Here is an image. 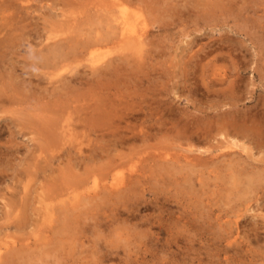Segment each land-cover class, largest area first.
I'll return each instance as SVG.
<instances>
[{
  "label": "rangeland",
  "instance_id": "374dc122",
  "mask_svg": "<svg viewBox=\"0 0 264 264\" xmlns=\"http://www.w3.org/2000/svg\"><path fill=\"white\" fill-rule=\"evenodd\" d=\"M126 1L128 3H126ZM6 2V5H4L2 4L3 0H0V10L2 11H0V14L3 13L5 16L12 17L11 23L15 24L17 30L12 33L14 39L7 42L8 44L10 43L11 46L9 45L8 48L4 47L1 51L3 53L1 58L5 57V60L2 58L5 62L1 61L2 63L0 62V65L1 67L4 66L3 69H1L5 71L3 73L7 78L11 74L10 72L15 74L13 82L15 81L18 87L19 85L23 87V83L19 80L23 77L22 75H27V79L32 76L31 80H33L35 84L37 81H41V85L52 87L53 84L48 82V79L44 77L47 81L46 83L41 77L42 75L35 76L34 73L30 75L26 74L25 69L28 71L33 69V67L28 65L23 67L25 61L22 63L23 65H20L18 62L19 59L22 62L25 59L28 61L30 54L33 52H31V50L35 51V49L37 50L42 46L40 42L43 39V35L39 36V38H35L33 37V33L30 35L28 31L32 28H38L40 31L43 27L49 29L53 26L52 22H54L55 19L66 18L64 15L60 16L62 11H66V14L71 13L70 16L76 17V28H71L72 31L69 33L77 35L76 32L79 30L78 38L81 40L87 39L90 36L93 37L92 35H94V33L96 36L103 35V32H105V29L103 30L104 26L109 30H113L105 20L107 12L105 8L110 5L118 7L117 4L127 5L131 11L139 12L140 17L141 15L143 16L142 18L145 20V23H147L148 29L152 32L148 34V39H150H146V44L143 47L139 46V49L128 47V45H122V42L119 41L117 43L101 45L98 50L100 54L96 61L97 70L99 71L101 67L107 66L111 71L107 69L106 72L103 68V71L101 70L100 72L104 77L103 79H106L103 80V82L108 85V87H106L104 84L105 89H101L98 95L101 97H99V99L104 105L99 101V114H96L97 116L94 117L97 123L89 127H79L77 131L82 134L78 136L77 139L72 140L69 136L67 140L66 137L62 138L64 144L58 137L55 138V144V139L49 138L50 140H48V137L42 135L39 128H41V117L45 112L42 107H37V104L34 102L31 101L28 103L23 100V98L31 97V91L26 86L23 88L24 90L27 89L28 92L27 90L26 92L23 91L24 93L19 96L22 98V101L12 104L8 102L4 103L5 111H0V115L9 118L7 120L8 122H4V124H7L6 129H4L5 131L3 130L2 133H0V146L2 147L0 151L3 150V155L6 153V156L0 159V252L5 253L6 249H10L11 246L13 247L15 244L18 248L23 247L22 249L25 250H23L25 253L23 254L22 252L21 255L19 254V259L15 258L19 263L21 262V264H264V176L262 174L264 173V149H262L263 151L259 150L254 143L241 137H239L241 141L243 139L249 146L251 145L250 147H253L249 152H251L252 155L254 153V156H252L251 153L248 155L247 150L244 151L241 150V148L229 146L227 147L228 149L224 148V152L230 153L231 151V153L228 154L227 157H223L220 154L223 150L220 151L221 149L218 148L219 146H216V144L222 145V143L218 142L219 140H227L222 139L219 133L222 129L228 130L230 128L229 121L231 120L238 121L239 125H244V128L249 126V133L251 135H257L255 130L258 132L262 131V133H258V136L260 142L262 144L264 143V0H16V2L15 0H7ZM213 2L216 4L214 5ZM13 3L19 5H12L10 7V4ZM236 4H244V8H242L241 5V8L238 9L240 6ZM217 5L219 7L221 5V7L219 8ZM7 6L9 7L7 8ZM246 6H248V8ZM101 11H103L104 15H102ZM83 12H85V14ZM93 12L94 14L96 12L98 13L97 17ZM253 12L255 13L253 14ZM9 13L11 15H8ZM92 14L95 17H93ZM211 15L213 17H211ZM98 16L100 18H98ZM256 17H259V19ZM94 20H96L98 24L101 22V24L104 23L106 25H102L101 28H103L97 30V28L99 29L100 27L97 26L98 24H96ZM79 24L81 27L78 28L77 26H80ZM90 24L93 25L90 28L95 29V31L93 33L91 32L92 35L90 36L88 35L89 33L84 35L91 30L84 29L86 27L89 28L88 26H90ZM241 27L243 29H241ZM68 29L70 30V28ZM68 29L64 31V29L62 30L60 27L53 26L51 30L55 33L63 32L66 33L65 35H69ZM76 29L78 30L76 31ZM109 30L107 31L111 32ZM23 31L25 32L24 34H22ZM42 31L45 32V29ZM73 31H75V33H73ZM81 31H84V33ZM107 31L105 35H107ZM15 33H17L16 39ZM1 35L7 37L8 33H2ZM40 37H42V39ZM223 38L224 40L222 41L221 39ZM219 42L222 44L221 47H217L212 52L209 51L210 55L206 54L207 51L210 50L208 49V44L213 46L212 43H214L216 46ZM260 44H263V46ZM124 46L126 48H124ZM132 49H135V53H131L133 51ZM136 50H138V52ZM73 51L75 52V50ZM78 51L79 49H76V52ZM125 53H127L128 56H124ZM15 54L18 56H15ZM120 55H122V58ZM195 55H197V58ZM9 57H12L10 59L14 60H10ZM72 57L70 58V62H66L63 67L53 71V79L55 77V79H57L61 74L59 77L62 80L58 83L56 82V84L67 81L77 71L80 73L77 72L79 75L75 73L78 76H84L85 78V76L89 75L88 78L91 76L90 79H92L90 72H92L95 67L92 69V67H89L90 65L85 66L88 61H82L80 65H77V62L73 59L74 57ZM116 57H118V59ZM127 57H129V59ZM120 58L122 59L121 65L119 64ZM118 60L119 62L116 63ZM104 61H107L108 64L106 62L105 64ZM10 62L12 63L10 64ZM74 64L76 65L74 66ZM76 66H78V68ZM84 66L86 69L83 70ZM9 67H13V70ZM21 67L24 68L25 71H23ZM39 69L42 68L40 67ZM17 70H20V72L23 71V74L20 75V72ZM73 70L74 72H72ZM123 70L126 71L124 72ZM128 70L131 71L132 75ZM59 71L61 73H59ZM66 71H68V73ZM16 72H18V74H16ZM55 72H57V74ZM69 72H72L70 76H68V74H70ZM109 73L111 76L113 73L115 79L111 77ZM17 75L19 77H17L16 80ZM36 77L42 79L35 80L38 79ZM218 77L221 78L219 79ZM113 79L114 83L112 82ZM33 82L32 86L34 84ZM35 86H33L32 89H36L37 87L35 88ZM38 86H40V84H38ZM84 86L85 85H80L81 89L84 90ZM210 90H212V92ZM106 93L107 95H105ZM224 98L225 100H223ZM30 100H32V97ZM20 110L21 113H23L21 114V116L23 115L22 117L18 115L20 114ZM40 111L42 113H40ZM87 111L90 113V109ZM31 112L37 115L34 116ZM249 113L253 114L252 118ZM248 114L250 116H248ZM11 116L12 118H10ZM31 116H33V118ZM37 117H39L40 120ZM13 118L14 120H12ZM15 120L16 122L21 120L23 123H16L14 122ZM259 121L261 124H258L260 123ZM225 123L228 124L225 125ZM33 125H35V127ZM106 126L108 128H106ZM204 126L208 128L205 130ZM258 127L260 130H258ZM19 128H21L20 131ZM250 128H252L251 131H254L253 133L255 134L251 133ZM30 129L32 133H30ZM34 130H36L35 133L36 135L38 134L37 136L34 135ZM107 131H110V133ZM200 131H208V135L211 137H206L204 134L202 138L199 137ZM103 132H107L105 133V138L101 135ZM189 132L195 137L191 140H185L184 135L190 134ZM111 133L114 135L111 136ZM87 134H89V136ZM134 134H136V136ZM180 134H184L182 138ZM39 135L41 137H38ZM109 136L113 137L115 140L112 145L105 140L109 139L107 138ZM118 137H120V139ZM68 140L69 142L71 141V144H73L75 140H79L76 141V143L80 144L77 145L74 142L77 146H71L70 143L68 144ZM57 141L62 145H57ZM52 142L53 144L51 145ZM205 143L206 146L209 143V146H207L209 148H205ZM202 145L204 148L200 149ZM55 146L57 147L55 148ZM89 147H92V149L95 147L94 150H96V148L97 150H102H98V152L100 151V154L97 153L99 157L95 156L97 150L95 152L94 150L91 151ZM67 149H72V151L67 153ZM252 149L258 153L256 154ZM81 150H84V152H81ZM78 153L80 159L83 161V164L81 162L82 165L79 164L80 159L78 156L74 157V154L78 155ZM101 153L103 155H101ZM40 154L42 155L40 156ZM86 154L88 157H92L88 158ZM108 154H110V156H108ZM184 154H189L191 156H194V154L202 156L213 154V161L215 162L210 163L211 167L208 164H201L196 165V167L198 166L197 168L192 165L193 168L190 164L183 161ZM32 155L33 157L36 156L37 159L34 160ZM216 155H220L218 157L219 159L215 158ZM260 155L261 157L259 158ZM43 156H45L47 160H45ZM52 156L60 157L61 159L65 157L66 160L63 161V159L61 160L60 158L51 160L50 158ZM171 156H180L183 160L176 161L174 159L175 162L173 163V160L168 161ZM255 156H257L255 158L256 160L254 159ZM226 158H228V160ZM39 159L46 161V163ZM223 159H225V161ZM231 160L236 167L237 173H234V170L229 167V162ZM70 161L74 162L72 163L73 165ZM111 161H117L118 165L114 164V167L111 166L110 169H107L108 172L112 170L109 175L114 176L115 172H118L121 173L122 179L124 180L130 179L131 175H133L135 179H140L135 183L136 190L133 192L130 201L125 203L119 201L116 202V204L103 203V208L100 209V207H102L100 206L99 212L90 209L94 202L93 204L87 203L89 204L88 206H90L87 209L84 207H87V204L83 206L80 205L81 208L79 210L76 209V211L74 209L71 210V207H67L69 211L60 209L62 205L60 203V198H64V196L62 197L61 195L68 190H72V188H68L69 184H66V182L78 176L75 175V171H77V174H80V178L89 177L86 188L77 187V189H75L77 190L76 193L88 195L90 192L93 193L100 189V187H98L95 190L93 180L96 176V179L98 178L97 180L102 182L104 173L105 175L107 174L106 166L107 164L109 166ZM181 162H184V166L180 164ZM245 162L247 163L246 166ZM39 164L41 167L43 166V169L39 167ZM44 164L46 165L44 166ZM74 164L76 167H74ZM70 165L74 167L73 170ZM214 166L216 168H213ZM189 167L191 169L190 171L188 170ZM115 168L119 169L121 172ZM237 168L240 170L237 171ZM216 169H218V171L221 169L222 177L221 174L219 175L220 171L217 174L218 171ZM206 170L208 173H206ZM199 171L200 173L197 174ZM87 172L89 175H86ZM69 173L73 176V179H71L72 176L70 177ZM129 173L130 175H128ZM143 173L144 175H141ZM169 173L170 175H168ZM232 174H237L238 180H232ZM53 178L57 179V182H55ZM248 178H252V182H255L252 184L254 186L250 187L251 189L246 183L247 180L249 181ZM180 179L184 182L180 181ZM59 180L62 183L65 181L63 184L64 186H62V183L56 184L60 182ZM204 180H206V182ZM258 180H261V183ZM191 182L194 183L193 186ZM187 184L189 185L187 186ZM244 184L246 185L244 186ZM65 185L67 187H65ZM182 185L184 187H182ZM17 187L19 189L22 188L21 191L24 192L23 195L25 196L23 205L21 204L19 206H17L19 203L15 201V197H17L16 194L20 193ZM65 188H68V190ZM73 188H75V186ZM75 190H73L74 193ZM241 191L243 194L245 193L244 195L247 194L248 196L246 198L244 195L242 196L240 193ZM46 192L47 194L49 192L51 193L48 194L50 198L46 197ZM12 193L15 194V196H13ZM42 195L46 196L42 197ZM71 195L72 193L70 196ZM177 195H179V197ZM10 198L14 200L12 199V201H10ZM44 198L48 199V202L47 200L45 201ZM53 198H58L56 201H58L57 204L59 206ZM78 198L79 197H77V199ZM64 199L70 206L71 203L75 201V199L72 200L68 198L67 195ZM13 207H15V209ZM82 208L84 210H89L86 212L82 210ZM70 210L74 211L70 212ZM202 210L203 212H201ZM236 210L240 211L237 213ZM8 211L10 213H7ZM43 212L45 213L43 214ZM67 212L70 215H77V212H80V214H78V222L71 223V225L69 224V227L63 226L61 220V222H59L60 224L56 223L58 219L54 222L57 217L61 219L64 218ZM58 213L63 214V216ZM238 214L239 216L236 217ZM53 215H57L54 216V218L56 217L55 220L52 217ZM80 217L83 218L81 219ZM236 220L238 223L235 222ZM44 222H47V224ZM67 229L70 233L66 231ZM54 230L56 232H54ZM48 238H50V240ZM1 243L4 246H2ZM36 249L40 252L36 251ZM33 253L39 256L33 255ZM24 258H26V260ZM16 260L14 263L19 264Z\"/></svg>",
  "mask_w": 264,
  "mask_h": 264
},
{
  "label": "bare ground",
  "instance_id": "6f19581e",
  "mask_svg": "<svg viewBox=\"0 0 264 264\" xmlns=\"http://www.w3.org/2000/svg\"><path fill=\"white\" fill-rule=\"evenodd\" d=\"M7 0H3V3L2 4H4V5H6V2ZM75 1V0H74ZM184 1V0H183ZM15 2H16V0H15ZM123 2V1H122ZM221 2V1H220ZM227 2V1H226ZM70 3V2H69ZM76 3V2H75ZM114 3V2H113ZM120 3V2H119ZM126 3H128L127 1H126ZM178 3V2H177ZM184 3V2H183ZM200 3V2H199ZM201 3H203V2H201ZM229 3V2H228ZM243 3V2H242ZM107 4V3H106ZM213 4H214V2H213ZM216 4V3H215ZM214 4V5H215ZM230 4V3H229ZM0 5H1V3H0ZM9 5V4H8ZM12 5H16L15 3H13V4H10V7L12 6ZM19 5V4H18ZM18 5H16V6H18ZM71 5V4H70ZM118 5V7H114V6H107L106 8H105V10L107 11L106 12V15H105V20L107 21V24H109L112 28H113V30H109L108 28H105V26L104 25H106V24H104L103 22V24H101V22H100V24H98L97 23V21L96 20H94L95 22H96V24H98L97 26H99L100 28L98 29L97 28V30H101L102 28H101V26L103 25L104 26V28H103V30L106 32L107 30H109V31H111V32H108L107 31V35H105L106 33L105 32H103L104 34L103 35H100V36H96L95 35V33H94V35H92V33L95 31V29H93V28H90L91 26H93V25H91L90 24V26H88L89 28H87L86 27V25H85V27L86 28H84V29H93L92 31L90 30H88L89 32H86L84 35H86V34H88L89 36L90 35H92L93 37H89V38H87V39H83V40H81V39H79L78 38V36H79V30L78 29H76V34L77 35H73V34H70L69 32L70 31H72L71 30V28H73V29H75L76 28V26L75 25H77V24H75L76 23V17H73V16H70V14L68 13V14H66L64 11H62V13H61V15L60 16H65L66 18H57V19H55L54 20V22H52V21H50V22H52L53 23V26H56V27H60V28H62V30L64 29V31L66 30V29H68V28H70V30L68 29V33H69V35H65L66 33H55V32H53L51 29L53 28V26H51L49 29L51 30H49L48 28L46 29V27H43V29L42 30H44L45 29V32H43L42 30L40 31L38 28H36V29H34V28H32V29H30L29 31H28V33L31 35L32 33H33V37H37V38H39V36H41V35H43V39H42V37H40L42 40H41V44H42V46L41 47H39L37 50L35 49V51L34 50H31V54H30V56H29V58H28V61L25 59V60H23V62L22 61H20V59H19V62L18 63H20V65H23L22 63H24V61H25V65L23 66V67H25V66H31V67H33V69H34V71H33V69H31V70H28V71H30V72H28L27 71V69H25L26 70V74H28V75H30L31 73H34V75L36 76H38V75H42L41 77L46 81V79H48V82H50V83H52L53 85H52V87H50V86H48V85H41L42 83H41V81H37V83L35 84L34 82H33V80H31L32 79V76L29 78V79H27L28 78V76L27 75H22L23 77L21 78V79H19L23 84H22V86L23 87H28V89L31 91V93H30V95H31V97H32V100H30L31 99V97H26L25 99L23 98V100L24 101H27L28 103L29 102H34L35 104H37V107L39 106L40 108L42 107L44 110V114H43V116L41 117V122H40V126H41V128H39L40 129V131L42 132V135H45L46 137H48V140H50V139H55V138H58L59 137V140L61 139L62 140V138H65L66 137V140H67V137L69 136V137H71V139L73 140V139H77L78 138V136H80L82 133L81 132H78L77 131V129L79 128V127H89V126H91V125H93V124H96L97 122H95V118L94 117H96L98 114H99V110H100V105H99V101H101L100 99H99V97L100 96H98L99 95V92L101 91V89H105V87H104V82H103V80H106V79H103L104 77L102 76V74L100 73L101 72V70L104 68L105 70H106V72H107V69L110 71V69L109 68H107V66L106 67H104L103 66V68L101 67L100 68V70L98 71L97 69V63H96V61L98 60L97 58H98V55L100 54L99 52H98V50L100 49V47H101V45L102 44H107V43H117L118 41L119 42H122V45H128V47H132V48H138L139 49V46L140 47H143L145 44H146V39H148V34H151V30H149L148 29V26H147V23H145V20L142 18L143 16L141 15V17H140V15H139V12L137 13V12H134V11H131L128 7H127V5H122V4H117ZM116 5V6H117ZM129 5V4H128ZM166 5V4H165ZM164 5V6H165ZM169 5V4H168ZM173 5V4H172ZM177 5V4H176ZM202 5V4H201ZM234 5V4H233ZM236 5H238V6H240V7H238V9L239 8H241V5H242V8H244V4H236ZM163 6V5H162ZM170 6V5H169ZM250 6V5H249ZM9 6H7V8H8ZM86 7V6H85ZM94 7V6H93ZM165 7H167V6H165ZM217 7H219L218 5H217ZM216 7V8H217ZM220 7H221V5H220ZM219 7V8H220ZM228 7V6H227ZM235 7V6H234ZM247 8H248V6H246ZM13 8V7H12ZM18 8V7H17ZM71 8V7H70ZM87 8V7H86ZM91 8V7H90ZM118 8V9H117ZM174 8H176V7H174ZM236 8V7H235ZM2 9V8H1ZM5 9V8H4ZM67 9V8H66ZM99 9V8H98ZM104 9V8H103ZM158 9V8H157ZM166 9V8H165ZM237 9V10H238ZM63 10V9H62ZM67 10H69V9H67ZM82 10V9H81ZM154 10V9H153ZM205 10V9H204ZM231 10V9H230ZM248 10V9H247ZM251 10V9H250ZM1 11V10H0ZM73 11V10H72ZM91 11H92V9H91ZM98 11V10H97ZM99 11H100V9H99ZM180 11H181V9H180ZM245 11V10H244ZM249 11V10H248ZM2 12V11H1ZM6 12V11H5ZM102 12V15H104V13H103V11H101ZM101 12H99V13H101ZM162 12V11H161ZM175 12H178V11H175ZM183 12V11H182ZM77 13H80V12H77ZM76 13V14H77ZM84 14H85V12H83ZM89 13V12H88ZM159 13H160V11H159ZM179 13V12H178ZM205 13V12H204ZM220 13V12H219ZM232 13V12H231ZM238 13V12H237ZM255 12H253V14H254ZM15 14V13H14ZM73 14V13H72ZM82 14V13H81ZM93 14H94V12H93ZM92 14V15H93ZM96 14V17H97V12L95 13ZM94 14V15H95ZM161 14V13H160ZM173 14V13H172ZM200 14V13H199ZM203 14V13H202ZM211 14V13H210ZM214 14V13H213ZM223 14V13H222ZM230 14V13H229ZM8 15H11L10 13L8 14ZM70 17H69V16ZM78 15V14H77ZM87 15V14H86ZM89 15V14H88ZM93 15V17H95ZM226 15V14H225ZM246 15H248V14H246ZM245 15V16H246ZM251 15V14H250ZM74 16H75V12H74ZM165 16V15H164ZM168 16V15H167ZM215 16H217V15H215ZM73 17V18H72ZM166 17V16H165ZM211 17H213L212 15H211ZM71 18V19H70ZM75 18V19H74ZM86 18V17H85ZM91 18V17H90ZM98 18H100L99 16H98ZM160 18H161V16H160ZM159 18V19H160ZM168 18V17H167ZM166 18V19H167ZM254 18V17H253ZM256 18H258L259 19V17H256ZM47 19V18H46ZM238 19V18H237ZM11 20H12V17H10V16H5L3 13L2 14H0V62L1 61H3V62H5L2 58H1V55L3 54L1 51L3 50V48L4 47H9V45H10V43L8 44L7 42H9V41H12L13 39H14V35H12V33L13 32H15V30H17V27L15 26V24H12L11 23ZM78 20H80V19H78ZM77 20V21H78ZM103 20H104V18H103ZM102 20V21H103ZM148 20V19H147ZM146 20V21H147ZM247 20V19H246ZM251 20V19H250ZM256 20V19H255ZM254 20V21H255ZM105 21V22H106ZM241 21V20H240ZM253 21V20H252ZM81 22V21H80ZM84 22V21H83ZM86 22V21H85ZM89 22V21H88ZM148 22V21H147ZM256 22V21H255ZM52 23H50V24H52ZM79 23V22H78ZM253 23V22H252ZM85 24V23H84ZM150 24V23H149ZM151 24H152V22H151ZM243 24V23H242ZM245 24V23H244ZM80 25V24H79ZM150 26V25H149ZM78 28L79 27H81V25L80 26H77ZM109 27V26H108ZM111 27H109V28H111ZM114 27H115V29H117V30H115L114 29ZM240 28V27H239ZM264 28V27H263ZM262 28V29H263ZM80 29H82V28H80ZM238 29V28H237ZM241 29H243L242 27H241ZM248 29V28H247ZM238 31V30H237ZM10 32V33H9ZM41 32H43V33H41ZM82 32V31H81ZM80 32V33H81ZM92 32V33H91ZM251 32V31H250ZM2 33H5V34H7L8 33V35H7V37H3L1 34ZM25 32L23 31L22 32V34H24ZM27 33V32H26ZM73 33H75V31H73ZM82 33H84V31L82 32ZM81 33V34H82ZM245 33V32H244ZM247 33V32H246ZM257 33V32H256ZM154 34V33H153ZM15 35H16V37H15V39L17 38V33H15ZM97 35H98V33H97ZM264 35V34H263ZM8 36H10V37H8ZM20 36V35H19ZM82 36V35H81ZM103 36V37H102ZM250 36V35H249ZM261 36H262V34H261ZM83 37V36H82ZM218 38V37H217ZM216 38V39H217ZM150 39V38H149ZM148 39V40H149ZM232 39V38H231ZM230 39V40H231ZM18 41H20L21 40V37H20V40L19 39H17ZM222 41L224 40V38L223 39H221ZM264 41V40H263ZM209 42H211V41H209ZM225 42V41H224ZM13 43V42H12ZM15 43H16V41H15ZM19 43V42H18ZM40 43H38V44H40ZM223 43V42H222ZM259 43H261V42H259ZM40 44V45H41ZM17 45V44H16ZM194 45V44H193ZM211 45V44H210ZM209 44H208V46L210 47H208V49H210V50H208L207 51V53L206 54H208V55H210L209 54V51L210 52H212L214 49H216L217 47H221V43L219 42L218 44H216V46H215V44L214 43H212V45L213 46H210ZM261 45V44H260ZM11 46V45H10ZM121 46V45H120ZM148 46V45H147ZM224 46V45H223ZM259 46V45H258ZM261 46H263V44L261 45ZM225 47V46H224ZM11 48V47H10ZM124 48H126L125 46H124ZM123 48V49H124ZM202 48V47H201ZM76 49H79V51L78 52H76ZM134 49V50H135ZM225 49V48H224ZM15 50V49H14ZM73 50H75V52L73 51ZM115 50V49H114ZM125 50V49H124ZM124 50H123V53H124ZM129 50V49H128ZM133 50V49H132ZM134 50L131 52V53H133L134 52ZM143 50V49H142ZM199 50V49H198ZM204 50V49H203ZM219 50V49H218ZM227 50V49H226ZM235 50V49H234ZM17 51V50H16ZM15 51V52H16ZM101 51H102V49H101ZM100 51V52H101ZM105 51V50H104ZM104 51H103V53H104ZM110 51V50H109ZM137 52H138V50H136ZM151 51V50H150ZM200 51V50H199ZM10 52H11V50H10ZM113 52V51H112ZM12 53V52H11ZM74 53V54H73ZM135 53V52H134ZM71 54V55H70ZM72 54H73V57H72ZM138 54V53H137ZM194 54V53H193ZM214 54H215V51H214ZM7 55V54H6ZM17 54H15V56H16ZM112 55V54H111ZM122 55H124V54H122ZM122 55H120L121 56V58H122ZM130 55V54H129ZM136 55V54H135ZM138 55H140V54H138ZM18 56V55H17ZM109 56V55H108ZM124 56H128L127 55V53H125V55ZM196 56V58H197V55H195ZM73 58L76 62H77V65H80V63H82V61H88V63L87 64H85V66H89V67H92V69H93V71L92 72H90V74L92 75V79H90L91 78V76L88 78V76H85V78H84V76H78L79 74L77 73V72H75V73H77V74H73L67 81H63L62 83H60V84H56V82L58 83V82H60L62 79H60V75L57 77V79H53V71H55V70H57V69H60L61 67H63L64 65H65V63L66 62H70V58ZM137 57V56H136ZM190 57V56H189ZM209 57V56H208ZM10 58H12V57H9V59ZM26 58V57H25ZM110 58V57H109ZM117 59H118V57H116ZM120 58V59H121ZM128 59H129V57H127ZM207 58V57H206ZM210 58V57H209ZM212 58V57H211ZM2 59V60H1ZM22 59V58H21ZM24 59V58H23ZM114 59H115V57H114ZM114 59H112V60H114ZM119 59V60H120ZM127 59V60H128ZM10 60H14V59H10ZM119 60L118 61H116V63H118L119 62ZM115 61V60H114ZM113 61V62H114ZM121 61H122V59L120 60V62H119V64L121 63ZM130 61V60H129ZM197 61V60H196ZM237 61H238V59H237ZM16 62H17V60H16ZM16 62H14V63H16ZM107 63L108 64V62L107 61H104V63ZM195 62V61H194ZM202 62V61H201ZM211 62V61H210ZM2 63V62H1ZM12 62H10V64H11ZM95 63H96V65H95ZM105 63V64H106ZM7 64H9V63H7ZM122 64H125V63H122ZM196 64V63H195ZM194 64V65H195ZM198 64V63H197ZM201 64V63H200ZM3 65V64H2ZM5 65V64H4ZM14 65H16V64H14ZM76 64H74V66H75ZM95 65V66H94ZM121 65V64H120ZM130 65V64H129ZM210 65V64H209ZM238 65V64H237ZM8 66V65H7ZM13 66V65H12ZM16 66H18V65H16ZM72 66V65H71ZM73 66V67H74ZM84 66V68H83V70L84 69H86V67ZM109 66V65H108ZM124 66H126V65H124ZM264 66V65H263ZM4 67V66H3ZM3 67H1V65H0V111H5V108H4V103L5 102H8V103H10V104H12V103H17V102H20V101H22V98L21 97H19L22 93H24L23 91H25L26 92V90H24V88L23 87H21L20 85H19V87H18V84H16V82L14 81L13 82V79L15 78V74H13V72H10L11 74L8 76V78L6 77V75L3 73V72H5V71H3L2 69H3ZM13 67H15V66H13ZM13 67H9L11 70H13L12 68ZM42 68V69H39V68ZM77 68H78V66H76ZM186 67V66H185ZM188 67V66H187ZM194 67V66H193ZM2 68V69H1ZM71 68V67H70ZM69 68V69H70ZM126 68V67H125ZM140 68V67H139ZM235 68V67H234ZM21 69L23 70V71H25L24 70V68H22L21 67ZM20 69V70H21ZM30 69V68H29ZM66 69H68V68H66ZM80 69V68H79ZM120 69V68H119ZM128 69V68H127ZM126 69V70H127ZM231 69V68H230ZM229 69V70H230ZM243 69V68H242ZM264 69V68H263ZM2 70V71H1ZM16 70V69H15ZM20 70L18 71V72H20ZM71 70H72V68H71ZM89 70H91V69H89ZM89 70H88V72H89ZM126 70H123L124 72L126 71ZM131 70V69H130ZM194 70V69H193ZM212 70V69H211ZM228 70V71H229ZM23 71L22 72H20V75L21 74H23ZM32 71V72H31ZM70 71V70H69ZM103 71V70H102ZM117 71V70H116ZM119 71V70H118ZM120 71H121V69H120ZM129 71V70H128ZM240 71V70H239ZM243 71V70H242ZM18 72H16V74H18ZM28 72V73H27ZM67 73H68V71H66ZM65 72V73H66ZM72 72H74V70L72 71ZM71 72V73H72ZM87 72V71H86ZM87 72V73H88ZM111 72V71H110ZM113 72V71H112ZM122 72V71H121ZM130 72V74L132 75V73H131V71H129ZM201 72V71H200ZM56 74H57V72H55ZM59 73H61L60 71H59ZM70 73V72H69ZM71 73L70 74H68V76H70L71 75ZM201 73H203V72H201ZM7 74V73H6ZM110 74V73H109ZM118 74H119V72H118ZM126 74V73H125ZM129 74V73H128ZM200 74V73H199ZM220 74V73H219ZM62 75H63V73H62ZM83 75V74H82ZM85 75V74H84ZM106 75V74H105ZM104 75V76H105ZM121 76H123L122 74H120ZM205 75V74H204ZM215 75V74H214ZM39 76V77H40ZM96 76V77H95ZM102 76V77H101ZM110 76H111V74H110ZM126 76H127V74H126ZM136 76V75H135ZM206 76V75H205ZM211 76H213V75H211ZM17 77H19L18 75L16 76V80H17ZM46 79H45V78ZM106 77V76H105ZM107 77H108V74H107ZM111 77H113V73H112V76ZM193 77V76H192ZM232 77V76H231ZM33 78H35V77H33ZM36 78H38V77H36ZM42 78H38V79H35V80H39V79H42ZM109 78V77H108ZM114 78V77H113ZM122 78V77H121ZM127 78L129 79V77L127 76ZM219 78V77H218ZM221 78V77H220ZM219 78V79H220ZM7 79H11V80H7ZM115 79V78H114ZM114 79H113V83H114ZM218 79V80H219ZM231 79V78H230ZM117 80V79H116ZM115 80V81H116ZM125 80V79H124ZM200 80V79H199ZM20 81H19V83H20ZM108 81V80H107ZM109 81H110V78H109ZM122 81V80H121ZM125 81H128V80H125ZM208 81V80H207ZM206 81V82H207ZM230 81V80H229ZM32 82L36 85H34L33 84V86H35V88L36 89H32L33 88V86H32ZM205 82V83H206ZM216 82V81H215ZM226 82V81H225ZM231 82V81H230ZM241 82V81H240ZM46 83H47V81H46ZM55 83V84H54ZM121 83V82H120ZM220 83H222V82H220ZM38 84H40V86H38ZM109 84V83H108ZM123 84V83H122ZM196 84V83H195ZM240 84V83H239ZM80 85H85L83 88H84V90L83 89H81V87H80ZM106 85V84H105ZM117 85H119V84H117ZM212 86V85H211ZM236 86V85H235ZM106 87H108V85H106ZM208 87H209V85H208ZM207 87V88H208ZM23 88V89H22ZM240 88V87H239ZM120 89V88H119ZM233 89V88H232ZM242 89V88H241ZM108 91V90H107ZM208 91H209V88H208ZM211 92H212V90H210ZM214 91H216V90H214ZM225 91V90H224ZM229 91V90H228ZM232 91V90H231ZM27 92H28V90H27ZM116 92V91H115ZM226 92V91H225ZM233 92H234V90H233ZM232 92V93H233ZM227 93V92H226ZM115 94V93H114ZM223 94V93H222ZM25 95V94H24ZM105 95H107V93L105 94ZM216 95V94H215ZM224 95H225V93H224ZM217 96V95H216ZM119 97V96H118ZM218 97V96H217ZM230 97V96H229ZM30 98V99H29ZM101 98V97H100ZM107 98V97H106ZM106 98H104V99H106ZM111 98V97H110ZM102 99H103V97H102ZM118 99V98H117ZM219 99H221V98H219ZM262 99V98H261ZM113 100V99H112ZM223 100H225V98L223 99ZM240 100V99H239ZM213 101H214V99H213ZM103 102H105V101H103ZM121 102V101H120ZM255 102V101H254ZM101 103H102V101H101ZM117 103H118V101H117ZM124 103V102H123ZM221 103V102H220ZM258 103V102H257ZM103 105H104V103H102ZM111 104V103H110ZM259 104H260V102H259ZM262 104H263V102H262ZM29 105V104H28ZM107 105V104H106ZM218 105V104H217ZM229 105H230V103H229ZM255 105V104H254ZM22 106H24V105H22ZM31 106V105H30ZM258 106V105H257ZM263 106H264V104H263ZM262 106V107H263ZM109 107V106H108ZM27 108H28V106H27ZM35 108V107H34ZM213 108V107H212ZM228 108V107H227ZM261 108V107H260ZM9 109V108H8ZM13 109V108H12ZM15 109V108H14ZM30 109H31V107H30ZM32 109H33V107H32ZM36 109V108H35ZM90 109V113L87 111V110H89ZM110 109V108H109ZM112 109V108H111ZM116 109V108H115ZM218 109V108H217ZM230 109V108H229ZM262 109V108H261ZM22 110V109H21ZM21 110L19 111V113L20 114H18V115H20L21 116V114H23V113H21ZM212 110V109H211ZM220 110V109H219ZM251 110V109H250ZM9 111V110H8ZM7 111V112H8ZM15 111V110H14ZM13 111V112H14ZM123 111V110H122ZM215 111V110H214ZM227 111V110H226ZM247 111V110H246ZM259 111V110H258ZM10 112V111H9ZM117 112V111H116ZM251 112V111H250ZM17 113H18V111H17ZM32 113V112H31ZM40 113H42L41 111H40ZM102 113V112H101ZM109 113V112H108ZM127 113V112H126ZM221 113V112H220ZM237 113V112H236ZM7 114V113H6ZM16 114V113H15ZM76 114V115H75ZM97 114V115H96ZM124 114V113H123ZM225 114H227V113H225ZM230 114V113H229ZM249 114H251V113H249ZM248 114V116H250ZM255 114V113H254ZM8 115H10V114H8ZM12 115V114H11ZM13 115H14V113H13ZM12 115V116H13ZM29 115V114H28ZM32 115H34L33 113H32ZM35 115H37V114H35ZM34 115V116H35ZM101 115V114H100ZM108 115V114H107ZM106 115V116H107ZM12 116L10 117V118H12ZM23 116V115H22ZM21 116V117H22ZM27 116V115H26ZM39 116V115H38ZM123 116V115H122ZM226 116V115H225ZM247 116V115H246ZM257 116V115H256ZM262 116H263V114H262ZM32 118H33V116H31ZM117 117V116H116ZM120 117V116H119ZM189 117V116H188ZM209 117V116H208ZM215 117V116H214ZM251 118L253 117V114H251V116H250ZM9 118V117H8ZM8 118L7 117H5L4 115H0V133H2V131L4 130V129H6V127H7V124H4V122H6L7 120H8ZM26 118V117H25ZM28 118H29V116H28ZM38 119H39V117H37ZM126 118V117H125ZM222 118V117H221ZM224 118V117H223ZM247 118V117H246ZM263 118V117H262ZM261 118V119H262ZM2 119V120H1ZM16 119V118H15ZM23 119H24V117H23ZM36 119V118H35ZM34 119V120H35ZM97 119V118H96ZM106 119H108V118H106ZM117 119V118H116ZM201 119V118H200ZM215 119V118H214ZM235 119H237V118H235ZM259 119V118H258ZM12 120H14V118L12 119ZM17 120V119H16ZM16 120L14 121V122H16ZM37 120V119H36ZM35 120V121H36ZM40 120V119H39ZM114 120V119H113ZM174 120V119H173ZM172 120V121H173ZM185 120V119H184ZM205 120V119H204ZM208 120V119H207ZM243 120V119H242ZM253 120V119H252ZM263 120V119H262ZM33 121V120H32ZM38 121V120H37ZM100 121V120H99ZM112 121V120H111ZM186 121V120H185ZM217 121V120H216ZM244 121V120H243ZM8 122V121H7ZM23 123V121H21V120H19V121H17L16 123H20V124H22ZM102 122V121H101ZM117 122H119V121H117ZM181 122V121H180ZM179 122V123H180ZM192 122V121H191ZM209 122V121H208ZM223 122V121H222ZM230 122V128L228 129V130H224V129H222L221 131H220V136L222 137V139H227L226 141H224V140H219L218 142L219 143H222V145H217L216 144V146L218 147V148H220L221 150L220 151H222L223 150V152H221L220 154L223 156V157H227V155L228 154H230L231 153V151H230V153H228V152H224V148L226 149L227 147H238V148H241V150H247L248 151V155H249V153H251V152H249V150L251 149V148H253V147H250L247 143H246V141H244L243 139H248L250 142H252V143H254V145L255 146H257L258 148H259V150H261V151H263L262 149H264V143L262 144L261 142H260V139H259V136H258V133L259 132H261L262 133V131H256L255 129H253V130H255V132L257 133V135L255 134V133H253L254 131H251V129L252 128H250V131H251V133H253V134H255V136L254 135H251L250 133H249V126L247 127V128H244L243 126L244 125H239V123H238V121H236V120H231V121H229ZM240 122V121H239ZM253 122H254V120H253ZM260 122V121H259ZM105 123H106V120H105ZM111 123V122H110ZM187 123V122H186ZM217 123V122H216ZM100 125H102L101 123H99ZM128 124V123H127ZM184 124V123H183ZM228 123H225V125H227ZM244 124V123H243ZM247 124V123H246ZM251 124V123H250ZM258 124H261V122L260 123H258ZM11 125V124H10ZM99 125V126H100ZM107 125V124H106ZM179 125V124H178ZM220 125V124H219ZM253 125V124H252ZM17 126V125H16ZM34 127H35V125H33ZM39 126V127H40ZM96 126V125H95ZM109 126V125H108ZM129 126V125H128ZM184 127H186L185 125H183ZM203 126V125H202ZM254 126V125H253ZM252 126V127H253ZM11 127V126H10ZM20 127H21V125H20ZM24 127V126H23ZM111 127H112V125H111ZM221 127V126H220ZM227 127V126H226ZM105 128V127H104ZM106 128H108L107 126H106ZM113 128V127H112ZM116 128V127H115ZM204 128H205V126H204ZM206 128H208V127H206ZM206 128H205V130H206ZM212 128V127H211ZM215 128H217V127H215ZM259 128V127H258ZM20 129L21 128H19V131H20ZM34 129V128H33ZM32 129V130H33ZM38 129V130H39ZM90 129H91V127H90ZM103 129V128H102ZM176 129H177V127H176ZM181 129H183V128H181ZM27 130V129H26ZM79 130H81V129H79ZM86 130V129H85ZM95 130H98V129H95ZM105 130V129H104ZM116 130V129H115ZM190 130V129H189ZM204 130V129H203ZM258 130H260V128L258 129ZM5 131V130H4ZM39 131V132H40ZM186 131V130H185ZM197 131V130H196ZM263 131H264V129H263ZM6 132H8V131H6ZM12 132V131H11ZM36 130H34V135L35 136H37L36 135ZM38 132V133H39ZM108 132V131H107ZM107 132H103V134L101 133V135H102V137H106V135H105V133H107ZM113 132V131H112ZM173 132V131H172ZM179 132H181V131H179ZM183 132V131H182ZM201 133H200V135H199V137H201L202 138V136H203V134L207 137V136H210V135H208V131H200ZM212 132V131H211ZM214 132V131H213ZM30 133H32L31 132V129H30ZM78 133H80V134H78ZM94 133V132H93ZM98 133H99V131H98ZM108 133H110V131L108 132ZM117 133V132H116ZM190 133V132H189ZM209 133H210V131H209ZM40 134V133H39ZM85 134H86V131H85ZM90 134V133H89ZM89 134H87L88 136H89ZM137 134V133H136ZM136 134H134L135 136H136ZM250 134V135H249ZM12 135V134H11ZM112 135H114V134H112L111 133V136ZM127 135V134H126ZM134 135H133V137H134ZM175 135V134H174ZM181 135V134H180ZM184 135V134H183ZM183 135H181V138L183 137ZM264 135V134H263ZM35 136H33V137H35ZM44 136V137H45ZM96 136V135H95ZM100 136V135H99ZM129 136H131V135H129ZM38 137H41L40 135L38 136ZM37 137V138H38ZM97 137V136H96ZM124 137V136H123ZM123 137H122V139H123ZM132 137V136H131ZM195 136L194 135H192V133H190V134H186V135H184V139L185 140H191V139H193ZM198 137V136H197ZM211 137V136H210ZM239 137H241V138H243L242 139V141L240 140V138ZM50 138V139H49ZM93 138V137H92ZM101 138V137H100ZM103 138V139H104ZM107 138H109V139H105L107 142H109V144H113L114 142H115V140H114V138L113 137H107ZM113 138V139H112ZM119 139H120V137H118ZM179 138V137H178ZM220 138V137H219ZM230 138V139H229ZM70 139V138H69ZM118 139V140H119ZM125 139V138H124ZM221 139V138H220ZM38 140V139H37ZM36 140V141H37ZM41 140V139H40ZM58 140V139H57ZM82 140V139H81ZM80 140V141H81ZM83 140H84V137H83ZM96 140V139H95ZM98 140V139H97ZM104 140V141H105ZM184 140V141H185ZM196 140V139H195ZM39 141V140H38ZM47 141V140H46ZM52 141V140H51ZM55 141V144H56V139L54 140ZM76 141H79V140H75L74 142L76 143ZM103 141V142H104ZM177 141H179V140H177ZM217 141V140H216ZM49 142V141H48ZM62 142L64 143V141L62 140ZM73 142V141H72ZM74 142H73V144H71V141L69 142V140H68V144L70 143L71 144V146L72 145H75V146H77L78 144H80V143H76V144H74ZM84 142V141H83ZM89 142V141H88ZM118 142V141H117ZM123 142V141H122ZM180 142V141H179ZM188 142V141H187ZM191 142V141H190ZM189 142V143H190ZM263 142H264V140H263ZM50 143V142H49ZM105 143V142H104ZM184 143V142H183ZM188 143V144H189ZM204 143V142H203ZM210 143V142H209ZM209 143L207 144V146H209ZM53 144V142L51 143V145ZM54 144V145H55ZM58 144H60V145H62L61 143H58V141H57V145ZM65 144V143H64ZM83 144V143H82ZM81 144V145H82ZM97 144H99V143H97ZM107 144V143H106ZM187 144V143H186ZM210 144H212V143H210ZM249 144H251V143H249ZM37 145V144H36ZM54 145H53V147H54ZM91 145V144H90ZM89 145V146H90ZM93 145V144H92ZM191 145V144H190ZM199 145V144H198ZM253 145V146H254ZM9 146V145H8ZM95 146H97V145H95ZM102 146V145H101ZM107 146V145H106ZM186 146V145H185ZM201 146V145H200ZM206 146V143H205V148H209V147H207ZM36 147V146H35ZM57 146H55V148H56ZM59 147V146H58ZM108 147H109V145H108ZM199 147V146H198ZM0 148L2 149V147L0 146ZM90 148V147H89ZM99 148V147H98ZM110 148V147H109ZM111 148H113V147H111ZM201 148H204L203 147V145H202V147H200V149ZM91 149V151L92 150H94L95 149V147L92 149V147L90 148ZM105 149V148H104ZM198 149V148H197ZM228 149V148H227ZM40 150V149H39ZM48 150V149H47ZM77 150H79V149H77ZM96 150H97V148H96ZM96 150H94V152L96 151ZM98 150H100V149H98ZM98 150H97V152H96V154H95V156H98V154H100L99 152L100 151H102V150H100L99 152H98ZM187 150V149H186ZM203 150V149H202ZM207 150V149H206ZM37 151V150H36ZM41 151V150H40ZM67 153H70L71 151H72V149H67ZM106 151V150H105ZM111 151V150H110ZM189 151V150H188ZM197 151V150H196ZM199 151V150H198ZM213 151V150H212ZM252 151H253V149H252ZM257 151V150H256ZM48 152H49V150H48ZM81 152H84V150H81ZM81 152H79V153H81ZM90 152V151H89ZM181 152V151H180ZM202 152V151H201ZM216 152H217V150H216ZM253 152H255V151H253ZM3 153V150L2 151H0V159L2 158V157H5L6 156V153L3 155L2 154ZM35 153V152H34ZM76 153V152H75ZM79 153H78V155H76V154H74L75 156L74 157H76V156H78V158L80 159V155H79ZM98 153V154H97ZM103 153H105V152H103ZM107 153H108V149H107ZM173 153V152H172ZM179 153V152H178ZM197 153V152H196ZM212 153V152H211ZM215 153V152H214ZM218 153V152H217ZM256 154L258 153V152H255ZM37 154V153H36ZM45 154V153H44ZM48 154V153H47ZM91 154V153H90ZM167 154V153H166ZM219 154V153H218ZM241 154V153H240ZM42 154H40V156H41ZM51 155V154H50ZM72 155V154H71ZM87 155V154H86ZM88 155H89V153H88ZM88 155H87V157H88ZM101 155H103L102 153H101ZM105 155V154H104ZM162 155H164V154H162ZM175 155V154H174ZM248 155H247V157H248ZM251 155H252V153H251ZM250 155V156H251ZM39 156V157H40ZM69 156V155H68ZM93 156H94V154H93ZM108 156H110V154H108ZM107 156V157H108ZM220 155H216L215 156V158H218ZM232 156H234V155H232ZM252 156H254V153H253V155ZM35 157V158H34ZM33 157V155H32V158L35 160V159H37L36 158V156H34ZM43 157H45V156H43ZM73 157V158H74ZM85 157V156H84ZM84 157H81V158H84ZM92 157V156H91ZM91 157H88V158H91ZM99 157V156H98ZM123 157H124V155H123ZM183 157H184V160L182 159V158H180V156L179 157H177V156H171V158H169L168 159V161H170V160H173L172 162L174 163L175 161H174V159L176 160V161H184V162H186V163H188V164H190L191 166L193 165L194 167H196V165H201V164H204V165H209L210 166V163H212V162H215V161H213V158H214V155L213 154H211V155H207V156H202V155H196V154H194V156H191V155H189V154H184L183 155ZM257 156H255L254 157V159L256 158ZM261 157V155L259 156V158ZM48 158V157H47ZM54 158H56V159H58V158H60V157H56V156H52L50 159L52 160V159H54ZM162 158V157H161ZM240 158V157H239ZM41 159H44V158H41ZM41 159H39L40 161H42V162H45L46 163V161H44V160H41ZM61 159V158H60ZM63 159V158H62ZM61 159V160H62ZM77 159V158H76ZM75 159V160H76ZM87 159V158H86ZM219 159V158H218ZM227 160H228V158H226ZM45 160H47L46 159V157H45ZM66 160V158L64 157V159H63V161H65ZM91 160V159H90ZM111 160V159H110ZM127 160V159H126ZM224 161H225V159H223ZM241 160V159H240ZM256 160V159H255ZM262 160V159H261ZM37 161V160H36ZM39 161V162H40ZM85 161H87V160H85ZM143 161V160H142ZM160 161V160H159ZM217 161V160H216ZM224 161H222V162H224ZM236 161V160H235ZM237 161H239V160H237ZM249 161V160H248ZM247 161V162H248ZM258 161H259V159H258ZM1 162V161H0ZM3 162V161H2ZM34 162V161H33ZM41 162V163H42ZM77 162H78V160H77ZM81 162H82V164H83V161L80 159V162H79V164H81ZM183 162V163H184ZM219 162V161H218ZM217 162V163H218ZM227 162V161H226ZM243 162V161H242ZM70 163L72 164V163H74V162H72V161H70ZM85 163V162H84ZM162 163V162H161ZM183 163L181 162L180 164L182 165V166H184L183 165ZM220 163V162H219ZM252 163V162H251ZM69 164V163H68ZM81 164V165H82ZM87 164V163H86ZM118 165V162L116 161V162H114V161H111L110 162V165L108 166V164H107V168H106V172H107V174L105 175V173H104V177H103V179H102V182H100V181H98L97 179H96V176H95V179L93 180V185H94V188H95V190H96V188H98V187H100V189H98V190H96L95 192H93V193H89L88 195H86V194H84V195H81L80 193H76V191L77 190H75V189H77V187H85L86 188V185L88 184V179H89V177L87 176V177H85V178H80L79 177V175L80 174H77V171H75V175H78L76 178H74L73 179V176L69 173V175H70V177L72 176V178L71 179H73V180H69L68 182H66V184H69L68 185V188L70 189V188H72V190H68V188L66 189V190H68V191H66V192H64L61 196L63 197L64 196V198H65V196L67 195L68 196V198H71L72 200H74L75 199V201H73L72 203H71V206L70 205H68V203H66L67 201L64 199V198H60V203L62 204L61 205V207H60V209H66V210H68L67 209V207H71V210L72 209H74L75 211H76V209H80L81 208V206H83V205H86L87 203H90V204H93V202H94V204L90 207V206H88L89 204H87V207L86 206H84L86 209L88 208V207H90V209L91 210H99V207L100 206H102L103 205V203H110V204H116V202H127V201H130L131 200V198H132V194H133V192L136 190V187H135V183H137L138 182V179L139 178H137V179H135L134 177H133V175H131L130 176V179H128V180H124V179H122V175H121V173H118V172H115V175L114 176H112V175H109L110 174V172L112 171V170H109V172H108V170L107 169H110V167L112 166V167H114L115 165ZM122 164V163H121ZM246 162H245V166H246ZM248 164H249V162H248ZM36 165V164H35ZM40 165V164H39ZM46 164H44V166H45ZM73 165V164H72ZM160 165V164H159ZM229 167H231L233 170H234V173L236 172V167L233 165V161L231 160L230 162H229ZM69 166V165H68ZM71 166V165H70ZM161 166V165H160ZM181 166V167H182ZM190 166V167H191ZM192 166V167H193ZM220 166V165H219ZM39 167H41V165L39 166ZM74 167H76L75 166V164H74ZM74 167H72L71 166V169L73 170V168ZM177 167V166H176ZM175 167V170L177 171V168ZM180 167V168H181ZM190 167H189V171L191 170L190 169ZM191 167V168H192ZM193 167V168H194ZM198 167V166H197ZM196 167V168H197ZM211 167V166H210ZM209 167V168H210ZM218 167V166H217ZM223 167H225V166H223ZM241 167V166H240ZM251 167V166H250ZM1 168V167H0ZM42 169H43V166L41 167ZM140 168V167H139ZM154 168V167H153ZM173 168H174V165H173ZM186 168V167H185ZM203 168V167H202ZM213 168H216L215 166L213 167ZM244 168V167H243ZM242 168V169H243ZM252 168V167H251ZM261 168V167H260ZM116 169V168H115ZM183 169V168H182ZM225 169V168H224ZM257 169V168H256ZM34 170V169H33ZM74 170H77V169H74ZM116 170H118V171H120L119 169H116ZM123 170V169H122ZM162 170V169H161ZM198 170V169H197ZM204 170V169H203ZM217 171H218V169H216ZM227 170H228V167H227ZM238 170H240V169H238L237 168V171ZM249 170V169H248ZM253 170V169H252ZM260 170V169H259ZM166 171V170H165ZM174 171V170H173ZM219 171H220V173H219ZM218 172H217V174L219 173V175L221 174V177H222V171H221V169L219 170ZM243 171V170H242ZM67 172V171H66ZM121 172V171H120ZM139 172V171H138ZM142 172V171H141ZM150 172H151V170H150ZM152 172H154V171H152ZM178 172H180V171H178ZM185 172V171H184ZM203 172V171H202ZM241 172V171H240ZM245 172V171H244ZM263 172V171H262ZM68 173V172H67ZM137 173V172H136ZM161 173V172H160ZM159 173V174H160ZM167 173V172H166ZM174 173H175V171H174ZM193 173V172H192ZM200 173V171L197 173V174H199ZM206 173H208V171L206 170ZM205 173V174H206ZM212 173H213V171H212ZM232 173V172H231ZM231 173H229V174H231ZM237 173V172H236ZM92 174H94V173H92ZM151 174V173H150ZM155 174V173H154ZM176 174V173H175ZM174 174V175H175ZM184 174H186V173H184ZM195 174V173H194ZM193 174V175H194ZM202 174V173H201ZM263 174V176H264V173H262ZM86 175H89L88 174V172H87V174ZM95 175V174H94ZM128 175H130V173L128 174ZM141 175H144V173L143 174H141ZM168 175H170V173L168 174ZM190 175V174H189ZM214 175H215V173H214ZM225 175V174H224ZM249 175V174H248ZM251 175H252V173H251ZM257 175H258V173H257ZM260 175H261V172H260ZM93 176V175H92ZM136 176H137V174H136ZM140 176V175H139ZM166 176V175H165ZM195 176H196V174H195ZM198 176V175H197ZM201 176H203V175H201ZM256 176V175H255ZM262 176V177H263ZM68 177V176H67ZM133 177V178H132ZM170 177V176H169ZM187 177V176H186ZM189 177V176H188ZM191 177H192V174H191ZM229 177V176H228ZM241 177V176H240ZM246 177H248V176H246ZM249 177H250V175H249ZM132 178V179H131ZM142 178V177H141ZM178 178V177H177ZM202 178V177H201ZM216 178V177H215ZM54 179V178H53ZM93 179V178H92ZM143 179V178H142ZM173 179V178H172ZM188 179V178H187ZM223 179V178H222ZM235 179L236 180H238V178H237V174H232V180H234L235 181ZM241 179V178H240ZM249 179V181L247 180V186L250 188L251 186H254V185H252V184H254L253 182H252V178L250 179V178H248ZM256 179V178H255ZM258 179V178H257ZM17 180H19V179H17ZM57 179H54V181L55 182H57L56 181ZM140 180V179H139ZM167 180H168V178H167ZM171 180V179H170ZM176 180V179H175ZM192 180V179H191ZM225 180V179H224ZM53 181V180H52ZM60 181V180H59ZM137 181V182H136ZM180 181H183V180H181L180 179ZM188 181V180H187ZM205 182H206V180H204ZM243 181V180H242ZM258 181H260V183H261V180H258ZM264 181V180H263ZM170 182V181H169ZM184 182V181H183ZM182 182V183H183ZM189 182V181H188ZM237 182V181H236ZM239 182V181H238ZM18 183V182H17ZM52 183V182H51ZM62 182L60 181L59 183H56V184H61ZM65 183V181L62 183V186H64L63 184ZM186 183V182H185ZM192 183V182H191ZM197 183H198V181H197ZM259 183V182H258ZM16 184V183H15ZM176 184V183H175ZM174 184V185H175ZM180 184V183H179ZM193 184L194 183H192L191 185L193 186ZM239 184V183H238ZM53 185V184H52ZM92 185V184H91ZM141 185V184H140ZM173 185V184H172ZM186 185V184H185ZM189 184H187V186H188ZM205 185V184H204ZM246 184H244V186H245ZM16 186V185H15ZM51 186V185H50ZM60 186V185H59ZM61 186V187H62ZM75 186V188H73ZM169 186V185H168ZM234 186V185H233ZM261 186V185H260ZM65 187H67L66 185H65ZM170 187V186H169ZM175 187H176V185H175ZM182 187H184L183 185H182ZM195 187V186H194ZM234 187H236V186H234ZM238 187V186H237ZM14 188V187H13ZM18 188V187H17ZM21 188V187H20ZM56 188V187H55ZM239 188V187H238ZM241 188H242V186H241ZM259 188V187H258ZM257 188V189H258ZM262 188V187H261ZM22 189V188H21ZM21 189H19L18 188V190H20V193H17L16 195H17V197H15V201L17 202V203H19V204H17V206H19V205H23V202H24V199H25V196L23 195V191H21ZM52 189H53V187H52ZM64 189V188H63ZM62 189V190H63ZM160 189V188H159ZM240 189V188H239ZM243 189V188H242ZM251 189V188H250ZM60 190V189H59ZM73 190H75V193L73 192ZM179 190V189H178ZM241 190V189H240ZM239 190V191H240ZM254 190V189H253ZM187 191V190H186ZM203 191V190H202ZM251 191V190H250ZM256 191V190H255ZM26 192V191H25ZM137 192V191H136ZM243 192H245V191H243ZM14 193H16V192H14ZM27 193V192H26ZM45 193V192H44ZM50 193V192H49ZM48 193V194H49ZM57 193V192H56ZM72 193V195L70 196V194ZM153 193V192H152ZM195 193V192H194ZM199 193V192H198ZM241 193V195L243 196L244 194L242 193V191L240 192ZM11 194V193H10ZM48 194H47V192H46V197L48 198H50V196H48ZM51 194V193H50ZM54 194V193H53ZM58 194V193H57ZM138 194V193H137ZM155 194V193H154ZM251 194V193H250ZM261 194V193H260ZM12 195L13 196H15V194H13L12 193ZM56 195V194H55ZM195 195V194H194ZM203 195V194H202ZM202 195H201V197H202ZM45 196H43L42 195V197H45ZM172 196V195H171ZM178 197H179V195H177ZM196 196V195H195ZM194 196V197H195ZM204 196V195H203ZM245 196V198L248 196L247 194L246 195H244ZM28 197V196H27ZM55 197V196H54ZM76 197V198H75ZM77 197H79L78 199H77ZM261 197H262V195H261ZM260 197V198H261ZM29 198V197H28ZM59 198V197H58ZM58 198H56V199H54L55 201L58 199ZM168 198V197H167ZM263 198H264V196H263ZM8 199V198H7ZM12 199L13 198H10V201H12ZM45 199V198H44ZM198 199V198H197ZM200 199V198H199ZM9 200V199H8ZM14 200V199H13ZM47 200V202H48V199H45V201ZM53 200V201H54ZM68 200V199H67ZM77 200V201H76ZM94 200V201H93ZM95 200H97V201H95ZM246 200H248V199H246ZM30 201V200H29ZM50 201V200H49ZM92 202V203H91ZM51 203V202H50ZM58 203V201H56V204ZM121 203V204H122ZM247 203V202H246ZM48 204V203H47ZM127 204V203H126ZM205 204V203H204ZM207 204V203H206ZM45 205V204H44ZM58 205V204H57ZM81 205V206H80ZM202 205V204H201ZM244 205V204H243ZM4 206V205H3ZM49 206V205H48ZM59 206V205H58ZM110 206V205H109ZM207 206V205H206ZM14 209H15V207H13ZM12 208V209H13ZM19 208V207H18ZM26 208H27V206H26ZM58 208V207H57ZM101 208H103V206L102 207H100V209ZM200 208V207H199ZM250 208V207H249ZM248 208V209H249ZM53 209H54V206H53ZM114 209V208H113ZM241 209V208H240ZM7 210H8V208H7ZM6 210V211H7ZM21 210V209H20ZM26 210V209H25ZM58 210V209H57ZM63 210V211H64ZM70 210V212H73V211H71ZM82 210H84L83 208H82ZM89 210V209H88ZM88 210H84V211H88ZM242 210V209H241ZM59 211V210H58ZM62 211V212H63ZM69 211V210H68ZM240 211V210H239ZM238 210H236V212L238 213L239 212ZM51 212V211H50ZM60 212V211H59ZM61 212V213H62ZM81 212V211H80ZM80 212L78 213L77 212V215L76 214H72V215H70L68 212H67V215H65V217L64 218H56V220H55V218H54V216H57V215H53L52 217L54 218V222H56L57 221V219H58V221L56 222V223H58V224H60L59 222H61L62 221V225L63 226H67V227H69L70 225H71V223H75V222H78V220H79V217H78V214H80ZM83 212V211H82ZM93 212V211H92ZM99 212V211H98ZM201 212H203V210L201 211ZM235 212V213H236ZM7 213H10L9 211L7 212ZM45 212H43V214H44ZM52 213V212H51ZM55 213H56V211H55ZM64 213V212H63ZM27 214V213H26ZM47 214V213H46ZM59 214V213H58ZM65 214V213H64ZM84 214V213H83ZM206 214V213H205ZM22 215V214H21ZM59 215H61V216H63V214H59ZM97 215V214H96ZM204 215V214H203ZM43 216V215H42ZM237 216H239V214L238 215H236V217ZM39 217V216H38ZM51 217V218H52ZM78 217V218H77ZM10 218V217H9ZM24 218H25V216H24ZM81 218V217H80ZM83 218V217H82ZM81 218V219H82ZM23 219V218H22ZM43 219V218H42ZM84 219H85V217H84ZM36 220V219H35ZM61 220V221H60ZM14 221V220H13ZM42 221V220H41ZM81 221V220H80ZM36 222H37V220H36ZM43 222V221H42ZM53 222V223H54ZM236 223H238V221L236 220L235 221ZM44 223H46L47 224V222H44ZM17 224H19V223H17ZM16 224V225H17ZM70 224V225H69ZM62 225H60V226H62ZM73 225V224H72ZM81 225H83V224H81ZM59 226V227H60ZM57 227V226H56ZM55 228V227H54ZM62 228V227H61ZM77 228V227H76ZM57 230V229H56ZM60 231V230H59ZM62 231H63V228H62ZM68 233H70L69 231H68V229L66 230ZM72 231V230H71ZM53 232V231H52ZM54 232H56L55 230H54ZM78 233V232H77ZM67 234V233H66ZM72 234V233H71ZM73 234H74V232H73ZM72 234V235H73ZM65 235V234H64ZM58 238V237H57ZM49 240H50V238H48ZM65 239V238H64ZM68 239V238H67ZM66 239V240H67ZM70 239V238H69ZM48 240V241H49ZM53 241V240H52ZM51 242V241H50ZM52 243V242H51ZM2 244V243H1ZM21 244V243H20ZM23 244H26V243H23ZM56 244H57V242H56ZM19 245V244H18ZM42 245H44V244H42ZM53 245H54V243H53ZM1 246V245H0ZM2 246H4L3 244H2ZM28 246V245H27ZM30 246V245H29ZM45 246V245H44ZM20 247V246H19ZM31 247V246H30ZM56 247H59V246H56ZM60 247H61V245H60ZM23 248V247H22ZM22 248H18L17 246H16V244H15V246H11V248L10 249H6V251L5 250H3V251H5V253H1L0 252V264H15L14 263V261L16 260V259H19L18 258V256H20L21 254H22V252H23V254L25 253L24 251V249H22ZM47 248V247H46ZM62 249H63V247H61ZM38 249V248H37ZM36 249V251H38V252H40L39 250H37ZM55 249H58V248H55ZM24 250V251H23ZM27 251V250H26ZM37 252V253H38ZM27 253V252H26ZM34 253H36V252H34ZM33 253V255H38V254H34ZM20 254V255H19ZM28 254H30V253H28ZM39 254H41V253H39ZM31 255V254H30ZM39 256V255H38ZM22 257H24V256H22ZM25 257H27V256H25ZM16 258V259H15ZM40 258V257H39ZM20 259H21V257H20ZM25 260H26V258H24ZM22 261V260H21ZM16 262H18L17 260H16ZM28 262H30V261H28ZM19 263V262H18ZM17 264V263H16ZM19 264H21V262L19 263ZM23 264V263H22Z\"/></svg>",
  "mask_w": 264,
  "mask_h": 264
}]
</instances>
